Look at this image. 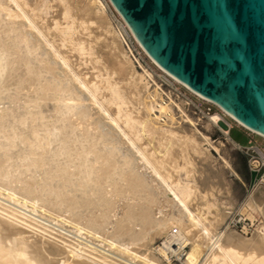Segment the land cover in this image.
<instances>
[{
  "label": "bare ground",
  "instance_id": "obj_1",
  "mask_svg": "<svg viewBox=\"0 0 264 264\" xmlns=\"http://www.w3.org/2000/svg\"><path fill=\"white\" fill-rule=\"evenodd\" d=\"M51 1L0 0V264H161L158 236L190 245L184 264H264V192L242 204L262 216L244 237L221 228L224 197L205 175L222 146L209 127L234 142L235 118L219 107L202 130L109 0Z\"/></svg>",
  "mask_w": 264,
  "mask_h": 264
},
{
  "label": "water",
  "instance_id": "obj_2",
  "mask_svg": "<svg viewBox=\"0 0 264 264\" xmlns=\"http://www.w3.org/2000/svg\"><path fill=\"white\" fill-rule=\"evenodd\" d=\"M145 52L264 137V0H109Z\"/></svg>",
  "mask_w": 264,
  "mask_h": 264
},
{
  "label": "rangeland",
  "instance_id": "obj_3",
  "mask_svg": "<svg viewBox=\"0 0 264 264\" xmlns=\"http://www.w3.org/2000/svg\"><path fill=\"white\" fill-rule=\"evenodd\" d=\"M50 2L52 1L50 0ZM113 10L115 13V16H112L113 23L117 25L120 23L121 17L114 8ZM44 11V21H50L57 15L54 7H48ZM122 22L123 21H121L120 23L121 25ZM135 46L139 50L142 59L149 62L151 66L155 68L156 72L159 74L157 75V78L161 83H163L162 85L164 88L171 89L174 95L178 94L182 97H184V95H187L188 97H190L191 100L187 105V109L193 116L199 118V127L202 128V130H206L204 121H206L208 114L221 109L213 102L198 97L197 94L192 92L181 82H176V85L172 86L163 81L161 79V75L162 73L165 74V72L162 71L149 58V56L141 50L138 45L135 44ZM134 52L136 53V51ZM71 53L72 52L70 51V54ZM74 54L75 55L72 56V59L75 61H79L75 51ZM77 65L78 64L76 63V66ZM79 67L84 72L86 71L88 73L92 70V68H89L88 65L84 64H81ZM87 68H89L90 71L85 70ZM224 117L230 123L227 126V129L234 142L228 141L217 125L212 124L209 127L207 134L210 135L213 140H215V144L219 140H221L222 146H218L219 150H216V148H212V159H210L211 162H207L208 164L205 162V175L209 176V178H211V180L215 182L216 187H218L219 189L222 188L220 190L217 189L216 195L224 197L222 198L223 200L221 199L224 202L222 205L223 207H226L225 210L226 212H228V216H226L225 222L222 224L221 228L230 229L231 231H234L238 235L244 237H250L261 224L262 216L259 213L255 214L254 217L248 216L247 212L244 211V207H242V204L249 194L258 196L260 193L264 192V167H261L260 160L257 161L256 158H252L250 155H247L246 150L248 147L250 148L251 146H258V148L260 147L259 149L264 151V137L244 126L229 115L225 114ZM225 158L229 159L231 167H227L223 163ZM214 172H216L217 174L215 175ZM202 183L203 182L201 181L198 182V184H201V187L204 186ZM228 186L229 191H227L226 193L225 190ZM225 195H232V202H228L229 200L225 198ZM163 238L164 236H158L155 240L152 241L150 247V249L153 247L151 250H153L154 253L161 259V264H184L186 261L185 259L187 256V251L190 249V245L187 244L181 249L177 250L178 245L177 241H175L173 247L168 248L167 246H165V244H163ZM159 246H161L165 250L166 255L156 248Z\"/></svg>",
  "mask_w": 264,
  "mask_h": 264
},
{
  "label": "built area",
  "instance_id": "obj_4",
  "mask_svg": "<svg viewBox=\"0 0 264 264\" xmlns=\"http://www.w3.org/2000/svg\"><path fill=\"white\" fill-rule=\"evenodd\" d=\"M121 21H123L122 18H121ZM121 21H120V23H121ZM126 42L133 48V51H136L135 54H137L141 58V60L143 61L141 54H140L139 50L136 48L135 44L138 45L143 52H144V50L142 49V46L138 43V41L136 40L134 35L131 33V31H129V33L126 34ZM246 153H247V155H250L252 158H256L257 161L260 160L261 161V167H264V151L263 152L259 151L258 146H251L250 148L248 147L246 150Z\"/></svg>",
  "mask_w": 264,
  "mask_h": 264
}]
</instances>
